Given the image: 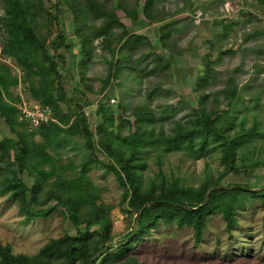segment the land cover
<instances>
[{"label": "trees", "instance_id": "obj_1", "mask_svg": "<svg viewBox=\"0 0 264 264\" xmlns=\"http://www.w3.org/2000/svg\"><path fill=\"white\" fill-rule=\"evenodd\" d=\"M3 1L5 39L2 53L14 60L21 74H13L10 65L0 61V116L17 134L16 137L0 138V194L7 193L18 204L25 222L47 217L58 210L75 226L83 225L84 228H78L76 234L51 238L34 254L13 253L10 244L0 241V264H105L125 255L134 240L140 239L160 221L191 226L195 239L200 240L212 212L221 211L230 230L237 222L236 206L243 199L264 198V188L252 189L248 185L235 184L234 187L213 189L204 203L208 191L222 184L229 169L234 168L237 145L256 132L255 126L244 125L231 132L230 111L235 105L236 88L231 86L226 91V109L207 108L204 102L208 94L199 93L198 106L190 108L183 122H176L171 132L146 124L156 120L150 107L137 106L132 111V119L124 120L125 117L115 114L108 101L99 102L96 112L102 115V120L92 129L84 110L86 101L79 104L67 93L63 70L72 69L76 59H68L65 52L60 51L61 47L71 50L73 45L64 29L57 28L53 32L54 24L60 23L62 5L67 4L72 11L80 47L78 54L81 55L78 63L82 68H87L96 48L95 40L110 54L103 90L123 66L135 69L136 75L142 77L156 72L162 74L170 67L171 59L168 61L156 53L154 48L157 46L146 34L131 32L121 19L122 13L136 22L142 13L151 24L157 25L159 46L170 51L174 44L171 39L173 21L161 22L164 13L156 8L158 0H133L131 4L126 0H114L111 5L108 0H57L55 12L45 6L46 0ZM255 1L264 4V0ZM215 23L221 25V33L226 36L237 21L219 20ZM147 49L151 50L148 52ZM71 55L76 57V54ZM212 69L208 61L205 73L198 76L197 90L206 86ZM84 70H81L82 80L85 79ZM18 84L29 92L28 101L48 106L57 121L41 123L30 130L29 121L19 119L17 102L21 97L14 96L11 90ZM161 87L158 82L151 89ZM74 89L80 91V86ZM177 106V103H167L158 114L167 117L176 112ZM118 118V125L125 121L129 123L128 134L114 132ZM75 136L84 140L82 161L79 172L67 176L66 170L74 167L72 163L60 162L58 146ZM209 146L220 147L223 152L222 161L227 167L218 176H208L200 185L194 186L158 175L145 185L141 169L146 165L144 152L149 148H161L162 151L195 148L202 151ZM99 151H104L111 159L103 160ZM93 164H101L116 176L123 187L121 201L127 211L140 212L150 202L139 213L133 237L130 240L125 238L99 255H96L98 250L107 247L111 241L112 221L108 211L111 205L97 203L98 190L87 176ZM24 172L32 175L34 182L29 184ZM53 176V187L46 189L41 196L44 184ZM52 198L55 204L46 207Z\"/></svg>", "mask_w": 264, "mask_h": 264}, {"label": "rangeland", "instance_id": "obj_2", "mask_svg": "<svg viewBox=\"0 0 264 264\" xmlns=\"http://www.w3.org/2000/svg\"><path fill=\"white\" fill-rule=\"evenodd\" d=\"M113 1L108 0L107 3L111 5ZM132 1L126 0L129 4ZM56 2L46 0L45 6L55 12ZM156 8L164 13L162 23L173 21L171 39L174 44L170 51L159 46L157 25L151 24L142 13L136 22L122 13L121 19L131 32L146 34L157 46L154 51L168 61L171 59L170 67L162 74L156 72L142 77L136 75L135 69L123 66L110 85L102 90L110 54L95 40L96 48L87 68H82L78 63L81 55L78 54L80 47L72 11L67 4L62 5L60 23L54 24L53 32L57 28L64 29L68 41L73 45L71 50L66 51L61 47L60 51H64L68 59H76L72 69L63 70L67 93L79 104L86 101L84 110L92 129L102 120V115L96 112L99 102L108 101L115 114L122 115L124 120L132 119V111L137 106L150 107L155 112L156 120L146 124L171 132L176 122H183L190 108L198 106L199 93L208 94L204 102L207 108L226 109V91L232 86L237 94L230 111L231 132L238 131L243 125L255 126L256 132L237 145L234 168L229 169L222 184L263 189L264 4L255 0H158ZM3 14L4 1L0 0V61L9 64L13 74L20 75L21 70L14 60L2 53L5 39ZM219 20L237 23L224 36L221 25L214 24ZM150 50L147 49L148 52ZM71 53L76 57H72ZM208 61L213 68L211 76L206 86L197 90L198 76L205 73ZM81 70L85 71L84 80L81 79ZM158 82L162 87L152 90L151 87ZM77 85L80 91L74 89ZM11 90L14 96L21 97L18 106L23 101L34 103L27 100L29 92L23 85L18 84ZM167 103H177V110L167 117H160L159 110ZM118 122L119 118L114 132L128 134L129 123L125 121L118 125ZM35 127L29 125L30 130ZM16 135L10 124L0 116V138ZM36 136L39 138L38 134ZM83 142L82 137L75 136L58 146L60 162L72 163L74 167L66 170L67 176H72L74 171L79 172ZM211 146L202 151L195 148L170 151L149 148L144 152L146 165L141 169L145 185L149 184L150 178H158V175L159 178L164 175L170 180L178 179L182 184L194 186L200 185L208 176H218L227 166L222 161V149ZM98 154L105 161L111 159L104 151ZM23 176L29 184L35 180L28 173L24 172ZM87 176L98 190L97 203L111 205L108 210L112 221L111 241L107 247L98 250L96 255H99L125 238L130 240L133 237L139 212L126 210L121 201L123 187L104 166L93 164ZM54 179L55 176L44 184L41 196L46 189L53 187ZM53 204L55 199L52 198L46 207ZM235 214L237 222L229 230L221 211L212 212L200 240L195 239L191 226L160 221L140 239L134 240L125 255L105 264H264V198L243 199L236 206ZM78 228L83 229L84 226H75L67 215L58 210L47 217L25 222L18 204L7 193L0 194V241L10 244L13 253L34 254L51 238L66 233L76 234L80 230Z\"/></svg>", "mask_w": 264, "mask_h": 264}, {"label": "built area", "instance_id": "obj_3", "mask_svg": "<svg viewBox=\"0 0 264 264\" xmlns=\"http://www.w3.org/2000/svg\"><path fill=\"white\" fill-rule=\"evenodd\" d=\"M18 108L20 109L19 119H26L29 121V125L38 126L41 123L57 121L51 109L38 102L28 103L23 101Z\"/></svg>", "mask_w": 264, "mask_h": 264}, {"label": "water", "instance_id": "obj_4", "mask_svg": "<svg viewBox=\"0 0 264 264\" xmlns=\"http://www.w3.org/2000/svg\"><path fill=\"white\" fill-rule=\"evenodd\" d=\"M235 185H225V184H220V185H217V186H214V187H212L209 191H208V193H207V196H206V198H205V200H204V203H206L207 201H208V199H209V197H210V193H211V191L213 190V189H215V188H226V187H234ZM150 204V202H148V203H146L145 205H144V207H146L147 205H149ZM143 207V208H144ZM142 208V209H143ZM142 209L140 210V212L142 211ZM139 212V213H140ZM139 216V215H138ZM138 216H137V221H138ZM115 244H117V243H115ZM102 251V250H101ZM92 264V263H91Z\"/></svg>", "mask_w": 264, "mask_h": 264}]
</instances>
